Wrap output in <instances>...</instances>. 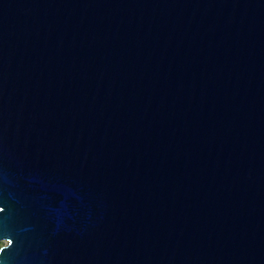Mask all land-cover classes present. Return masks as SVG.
<instances>
[{
	"label": "water",
	"instance_id": "95a60500",
	"mask_svg": "<svg viewBox=\"0 0 264 264\" xmlns=\"http://www.w3.org/2000/svg\"><path fill=\"white\" fill-rule=\"evenodd\" d=\"M0 264H264V0H0Z\"/></svg>",
	"mask_w": 264,
	"mask_h": 264
},
{
	"label": "rangeland",
	"instance_id": "374dc122",
	"mask_svg": "<svg viewBox=\"0 0 264 264\" xmlns=\"http://www.w3.org/2000/svg\"><path fill=\"white\" fill-rule=\"evenodd\" d=\"M6 243V241H0V247L4 246Z\"/></svg>",
	"mask_w": 264,
	"mask_h": 264
},
{
	"label": "snow or ice",
	"instance_id": "6c2138e0",
	"mask_svg": "<svg viewBox=\"0 0 264 264\" xmlns=\"http://www.w3.org/2000/svg\"><path fill=\"white\" fill-rule=\"evenodd\" d=\"M0 211H3V209H0Z\"/></svg>",
	"mask_w": 264,
	"mask_h": 264
},
{
	"label": "trees",
	"instance_id": "16d2710c",
	"mask_svg": "<svg viewBox=\"0 0 264 264\" xmlns=\"http://www.w3.org/2000/svg\"><path fill=\"white\" fill-rule=\"evenodd\" d=\"M1 248V247H0Z\"/></svg>",
	"mask_w": 264,
	"mask_h": 264
}]
</instances>
